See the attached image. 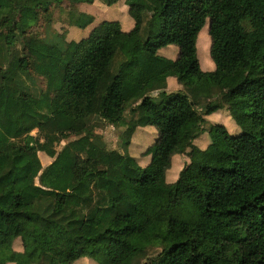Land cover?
Instances as JSON below:
<instances>
[{"label": "trees", "instance_id": "1", "mask_svg": "<svg viewBox=\"0 0 264 264\" xmlns=\"http://www.w3.org/2000/svg\"><path fill=\"white\" fill-rule=\"evenodd\" d=\"M94 1L118 2L0 0V10H31L41 26L52 10ZM124 3L129 31L109 20L89 30L93 16L68 13L76 32H88L79 41L48 42L0 20V264H264V0ZM207 22L210 72L197 49ZM168 47L176 60L160 56ZM169 78L179 91L165 92ZM230 105L248 117L245 130L206 126ZM94 120L127 139L155 128L146 164L128 142L123 153L99 140L85 150L80 136ZM70 137L80 138L43 168L38 153ZM175 156L194 172L167 183Z\"/></svg>", "mask_w": 264, "mask_h": 264}, {"label": "rangeland", "instance_id": "2", "mask_svg": "<svg viewBox=\"0 0 264 264\" xmlns=\"http://www.w3.org/2000/svg\"><path fill=\"white\" fill-rule=\"evenodd\" d=\"M75 11L70 10L69 8L65 10L55 9L52 10V18L50 20H46L41 26L37 24L35 21L34 14L31 10L25 9L20 11H15L12 9H6L0 11V20L4 17H9L12 19L13 24L18 32H27V31H35L38 32L46 41L52 42L56 41L58 36H63L66 41L74 40L79 41L83 37H85V31L76 32L78 29L74 28L70 25L68 17V13L71 11L75 12L77 16L79 13H85L87 15L93 14L94 23L89 27L92 28L94 24H98L103 20H118L120 24L127 22L128 19V8L125 6L124 0H118V2L113 6H106L99 1H94L89 4H81L74 6ZM76 16L74 18H76ZM92 16V15H91ZM88 32H86L87 34ZM210 47L211 41L208 36V22L205 27L202 29L197 43L198 49V60L205 71H210L213 69V63L210 58ZM176 49V47H175ZM176 51V50H175ZM209 69V70H208ZM245 72H238L231 78H228L222 83L221 91L223 93L229 92L230 87L235 83H238ZM36 88L40 91L44 87L43 80L38 78L34 80ZM237 107V106H236ZM221 110L218 108L215 112ZM212 113V114H213ZM211 115V114H210ZM208 115V116H210ZM126 116H129L127 111ZM206 116L205 119L208 117ZM228 113L223 114L220 112L219 115L214 116L211 119H207V127L212 125H217L221 123V121H227L226 127L229 129L233 135H239L241 131L236 127L234 121L231 119ZM236 118L241 124L247 125L248 117L242 116L240 113L236 115ZM249 124V123H248ZM143 129V128H142ZM124 129H117L111 126L106 125L105 123L94 120L84 131V133L80 136H87V141L83 144V148L85 150L94 149L96 141H104L107 145L108 150H117L121 153L125 151L123 150L122 145H120V141L124 144L128 142V150L129 155L135 157L137 161L144 166L147 162V159L143 158V152L146 148L150 147L154 144L157 139L156 129L153 127H148L143 130H139L136 128L133 135L130 139H127L125 135H121ZM230 133V134H231ZM32 136L37 135V131H33L31 133ZM204 135V134H203ZM80 137H70L68 140L62 141L60 144L56 145L53 149H50L46 152H39L38 157L42 164L43 168H46L49 164H51L61 149L70 141H74L79 139ZM120 138V139H119ZM184 171L186 175H192L194 170L192 169L189 159L186 157L179 156L177 159H173L170 169L166 173V182L173 183L177 180L180 172ZM16 249H21V244L17 243L15 245ZM153 252V251H152ZM150 252V254L152 253ZM146 263V261H142L141 264ZM74 264H96L94 261L89 259H80L76 261Z\"/></svg>", "mask_w": 264, "mask_h": 264}, {"label": "crops", "instance_id": "3", "mask_svg": "<svg viewBox=\"0 0 264 264\" xmlns=\"http://www.w3.org/2000/svg\"><path fill=\"white\" fill-rule=\"evenodd\" d=\"M0 11H1V10H0ZM89 15H92V16H93V14H89ZM93 17H94V16H93ZM94 18H95V17H94ZM128 19H129V20H128L127 22H125L124 25H123V24H120L122 30H124V31H129V30L132 29V27H133V23H132L131 19L129 18V16H128ZM110 21H112V20H110ZM114 21H118V20L115 19ZM94 25H96V23H95ZM85 35H86V32H85ZM175 50H176V51H175ZM159 54H160V56H162L163 58H166V59H169V60L174 61V60H176V58H177L178 50H177V48L175 49V47H168V48H165V49L161 50V51L159 52ZM199 63H200V62H199ZM200 66H201V64H200ZM201 69L203 70L202 66H201ZM213 69H214V65H213ZM213 69L210 70V71H213ZM208 70H209V69H208ZM203 71H205V70H203ZM210 71H205V72H210ZM167 85H168V86H167V88H166V90H165V92H167V93L177 92V91L180 90V87L177 85L176 81H175L174 79H172V78H169V79L167 80ZM157 94H158V92H154V93L152 94V96H156ZM220 109H221V110H219L218 112H215V113L211 114L210 116H208L205 120H207V119H211V118H213L214 116L219 115L220 112H223V114L228 113V115H230L231 119L234 121L236 127L239 128L240 131H241V130H245V129L247 128V125H245V124H241V123L238 121V119L236 118V115H238L239 111H238V108H237L235 105H230V106H227V107H220ZM230 117H229V118H230ZM206 122H207V121H206ZM226 123H227V121H221V123H219V124H220V125H223V126L227 129V127H226ZM141 130H143V129H141ZM227 131H228L229 133H231L229 129H228ZM231 134H232V133H231ZM232 135H233V134H232ZM208 144H209V137H208V134H207V133H204V135H201V136L195 141V145H196L198 148H201V149L206 148V147L208 146ZM178 157H179V156H175V157H173V159H177ZM173 159H172V161H173ZM17 243H20V242L17 241V242L15 243V245H16ZM15 245H14V250L20 252L21 249H16Z\"/></svg>", "mask_w": 264, "mask_h": 264}]
</instances>
